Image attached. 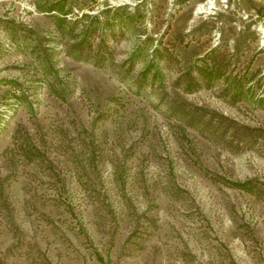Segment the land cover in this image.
I'll list each match as a JSON object with an SVG mask.
<instances>
[{"label":"rangeland","instance_id":"1","mask_svg":"<svg viewBox=\"0 0 264 264\" xmlns=\"http://www.w3.org/2000/svg\"><path fill=\"white\" fill-rule=\"evenodd\" d=\"M83 2L0 0V264H264V0Z\"/></svg>","mask_w":264,"mask_h":264},{"label":"trees","instance_id":"2","mask_svg":"<svg viewBox=\"0 0 264 264\" xmlns=\"http://www.w3.org/2000/svg\"><path fill=\"white\" fill-rule=\"evenodd\" d=\"M83 1L84 0H35L36 7L39 11L52 13L54 15L59 32L64 36L70 35L73 38V47L79 51V55L90 48L95 33L102 27L99 16H92L91 19L87 21L90 17L89 14L82 13L80 15L74 13V7L81 8L82 3H84ZM106 23L109 26L112 25L111 21H107ZM205 71V75H211L212 78L222 75V72L216 73V76L212 71H209V69ZM236 86L237 90L235 95L244 94L242 92L244 89L241 79H237ZM250 95H253V92H251ZM233 185L247 191H253L254 189L251 181L233 182Z\"/></svg>","mask_w":264,"mask_h":264}]
</instances>
